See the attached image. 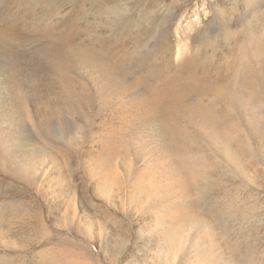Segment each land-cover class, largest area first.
<instances>
[{
	"label": "rangeland",
	"instance_id": "1",
	"mask_svg": "<svg viewBox=\"0 0 264 264\" xmlns=\"http://www.w3.org/2000/svg\"><path fill=\"white\" fill-rule=\"evenodd\" d=\"M10 1L0 0V17ZM149 1L119 0L118 8L135 19ZM155 1L158 33L153 40L140 39L144 61L128 60L118 72L127 82H139L137 92L160 89L168 76L169 87L180 81L186 86L183 106L199 103L219 114L224 133L244 142L243 148L233 144L237 160L206 138L199 119L177 111L169 123L188 142L185 154L206 159L202 177L190 181L178 155L153 173L128 146L127 159L116 158L114 173L101 185L97 140L115 124L116 113L107 103L67 108L60 118L71 119L82 134L77 143L62 134L32 185L4 174L0 166V207L14 208L0 223V264H264V0ZM63 9L65 16L71 14L70 7ZM88 10L82 23L95 32L84 37L87 44L96 47L99 35L118 50L123 43L135 50L134 41L114 38L115 16ZM163 30L169 35L159 46ZM20 44L16 52L26 55L40 45ZM164 46L169 62L163 61ZM5 84L0 71V125L6 127L13 94ZM19 97L33 109L23 94ZM6 129L0 138H14L13 154L20 156L16 142L24 135ZM171 171L183 182L165 175Z\"/></svg>",
	"mask_w": 264,
	"mask_h": 264
},
{
	"label": "bare ground",
	"instance_id": "2",
	"mask_svg": "<svg viewBox=\"0 0 264 264\" xmlns=\"http://www.w3.org/2000/svg\"><path fill=\"white\" fill-rule=\"evenodd\" d=\"M81 2L83 4L71 0L64 4H59L58 0H11L4 4L3 14L9 20L6 18V21L3 14L0 17V71H3L7 80L5 87L10 88L13 97L8 107L9 124L5 127V122L1 123L0 133L8 128L18 130L17 134L24 137L18 138L16 142L23 149L20 156L13 154L14 138H0V166L3 173L32 185L46 164L47 157L53 154V144L62 139V134H67L76 143L82 134L74 129L71 119L60 118L61 111L78 108V104L89 107L92 103L103 105L102 107L107 103L111 111L116 113L115 120L117 119L107 129L104 138L97 140L101 149L98 154L101 159L97 160V166L103 171L101 185L107 175L114 173L116 158L127 159L131 151L128 146L140 153L144 164L153 167V173L160 171L161 165L169 167V158L178 155L179 167L190 181L202 177L206 159L185 154L188 142L184 140L182 132L173 129L169 123L170 113L177 111L199 119L201 126L207 128L206 138H212L216 148L223 150L230 160L236 161L233 144L240 143V139L224 133L223 120L219 114L199 103L183 106L186 86H182L180 81H173L169 87L168 76L160 89L137 92L134 88L139 82L135 81V85L127 82L128 79L118 72L119 66L128 60L129 63L144 61L138 50L145 43L140 46V39L146 36L151 40L158 33V26H154L158 17L156 1L150 0L135 19L130 18L128 13L119 11V0ZM63 6L71 8L70 15L65 16L67 12H64ZM88 7L96 10L100 17L115 16L117 28L112 32L114 38L134 41L135 50L129 51L126 43L121 44L118 50V47H113L111 39L106 42L99 35L95 36L96 47L87 44L84 37L89 39V34L95 32L82 23L89 19ZM163 17L165 19L162 21H165L167 14ZM166 33V30L159 33V46L168 39L169 34ZM38 42L40 45H36L38 47L33 52L35 54L26 55L15 50L17 44ZM161 52L165 54L163 61L169 62V47L164 46ZM52 59L59 62H52ZM75 88L79 92L74 93ZM21 94L32 105V110L26 102L20 100ZM111 102H114L113 105ZM5 105L9 106L7 103ZM241 143L243 148L245 144ZM140 144L147 148L139 149ZM129 169L128 165L127 171ZM142 172L147 174L144 173L150 182L155 181L156 177L152 173L145 170ZM174 173L175 171H171L170 175H165L175 182H183L180 173ZM13 209V206L0 207V223L4 221L5 213Z\"/></svg>",
	"mask_w": 264,
	"mask_h": 264
}]
</instances>
